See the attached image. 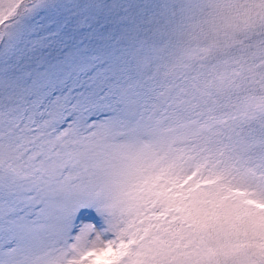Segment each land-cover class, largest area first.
<instances>
[{
  "label": "rangeland",
  "instance_id": "374dc122",
  "mask_svg": "<svg viewBox=\"0 0 264 264\" xmlns=\"http://www.w3.org/2000/svg\"><path fill=\"white\" fill-rule=\"evenodd\" d=\"M34 1L42 23L31 22L29 11L21 23H6L0 37V264H110L121 259L122 243L140 230L155 229L157 219L181 225L167 238L174 241L171 245L152 246L146 264H164L171 249L182 256L177 258L181 264L198 263L202 257L203 264H264V157L258 158L260 173L245 170L240 154L254 147L250 138L249 146L235 151L237 156H223L237 139L230 134L240 131L238 123L230 124L233 110H214L208 96H194L199 108L183 110L179 103L171 104V84L166 87L160 79L181 72L196 76L195 62L183 63L178 52L177 57L138 63L126 52L123 66L115 65L125 33L117 43L109 37L102 44L103 32L90 53L102 54L115 66L113 78L114 68L106 64L110 91L97 94L98 87L87 88L85 102L70 115L62 112L61 98L49 102L51 113L44 111L43 102L30 103L25 112L17 106L20 96L44 89L43 81L49 80L32 62L36 56H46L48 50L55 60H64L70 47L75 50L82 35L78 32L84 33L76 30L77 16L52 20L53 1ZM146 1L156 10L148 4L149 12L135 7L140 25L152 21L151 32L161 37L166 31L167 38L174 24L188 22L209 2ZM72 2L58 5L77 8L75 15L81 17L89 13L81 10L87 0ZM176 3L179 9L173 8ZM10 4L5 5L8 12ZM124 19L120 13L115 23L126 26ZM131 34L136 38L132 29ZM138 40L144 58L149 40ZM128 51L136 54L139 46L129 45ZM212 154L217 155L208 157ZM156 234V241L166 240Z\"/></svg>",
  "mask_w": 264,
  "mask_h": 264
},
{
  "label": "trees",
  "instance_id": "16d2710c",
  "mask_svg": "<svg viewBox=\"0 0 264 264\" xmlns=\"http://www.w3.org/2000/svg\"><path fill=\"white\" fill-rule=\"evenodd\" d=\"M52 1L53 9L49 13L50 15L52 13V20L65 16V21H67L66 17H69L70 14L80 19V23L76 25V30H81L84 33L78 32L79 35H82L79 41L77 39L78 43H75V50L72 47L69 49L67 47L69 51L67 58L70 56L78 57L82 71L78 79L55 80L45 75V73L48 70V66L62 61V59L55 60V57H51L47 53L48 50L46 51V56L37 55L36 62H32L37 65L40 71L43 69L42 74L49 80L47 82L43 81L45 83L44 89L38 87L40 91L35 90L36 92L33 93L28 91L29 96L24 99H21L20 96L17 103L19 108L24 112L29 111L30 103L43 102L45 104L44 111L51 113L53 108L49 106V102H54L57 98H61L65 102L62 105V112H67L70 115V112L78 111V106L85 102L84 96L86 95H84V91L87 88L98 87L97 94L100 91H110L112 88L111 84L105 78L110 76L106 64H108V69L114 68L113 78L115 77V66L107 63L111 59L103 57L101 53H99L101 56H98V54H96L98 57L92 56L90 48L93 51L96 41L102 38L103 32L106 34L101 40L102 44L109 37H116L117 39L112 42L117 43L120 33H125L124 37L126 39L122 38L119 42V48L122 51L119 57L114 60L115 65L118 62L123 66L127 61L126 52L130 60L138 63L148 64L152 58L166 60L172 58L175 53L177 57L178 52L183 63L193 64L195 62V70L200 71L196 76L194 74L187 75V72L177 73L175 78L160 76L166 87L171 84L168 89L169 100H172L171 104L176 105L179 103V105L183 106V110L188 107L197 110L201 103L196 102L194 96H197L198 99L208 96L211 105L215 106L214 110L220 112L225 108L232 109L233 114L229 119L230 124L235 125L238 123L240 131L235 129V132L230 134L232 137H237V139L231 145V151L225 152L223 156L229 155L232 157V152L235 153L241 147L249 146L247 141L250 138V142L253 143L254 147L248 149L246 153L243 150L240 154V160L243 167L246 165L244 167L245 170L252 171V174L260 173L261 161L258 158L264 157V118H262L264 117V40L261 38V36H264V0H208L209 2L203 4L202 10L192 14V18L188 22L174 24L171 35L169 34L168 38L166 31L161 32V37L155 36L151 32L152 21L146 20L140 25L139 11L134 13L135 7L140 6L146 12H149L148 4L149 7L156 10L146 0H108L106 4L105 2L100 3L98 0H95L97 4H92V0H87V5L80 2L84 6H81V10L87 9L91 17L89 13L81 14L82 17L80 14L75 15V12L78 11L77 8L67 6L62 10L61 6L58 5L62 1L64 4L70 5L68 2L73 3L72 0ZM20 3L19 1H12L10 4L0 1V37L3 34L2 27L6 23H12L13 21L21 23L29 11H33V14H29L30 16L32 15L31 22L42 23V20H44L42 17H36L39 10H33L37 7L36 1L31 0L30 2ZM8 4H10L9 7L11 9L9 12L7 11L8 7L5 6ZM73 6L75 5L73 4ZM173 6V8L179 9L177 3ZM120 13H124L127 27L124 25L122 27L115 23V18ZM134 15L135 18H133ZM85 16L90 19L87 23L83 19ZM155 16L150 17L153 20ZM175 17L173 16V19ZM49 28L51 27L49 26ZM131 29L136 34V38L131 37ZM162 29L165 30L164 25ZM77 31L74 30L73 35H76ZM37 39L39 42L42 40L39 36ZM84 39L86 40L83 41ZM138 39L149 40V47H146V52L142 54V56L146 55L144 58H140V45L142 43ZM152 39L157 40L151 43ZM43 41L46 42L45 39ZM48 41H51V37L47 39ZM63 43H67V41H63ZM21 44L25 45V43ZM26 44L30 43L26 42ZM132 44L139 46L138 53H129L128 46ZM155 47H157V51H153ZM96 49L103 48L99 47ZM99 59L104 60L103 64L98 65ZM4 61L7 62L8 60L4 59ZM203 64H205V67L198 68ZM29 79L31 82L32 79L30 77ZM36 97H39L37 101L34 99ZM261 110L262 112H260ZM36 112L38 113L35 107ZM257 112L262 115L258 116ZM255 121L259 122L257 127ZM238 133L239 135H237ZM226 149H229V147ZM216 155L212 154L208 155V157ZM235 155L237 156L236 153ZM256 163L257 165H255ZM156 223L155 229L150 231L147 229H144V231L140 230L135 237H129V243L126 242V245L122 243L121 259H112L110 264H146V262H149L147 256L153 252L151 250L155 243L165 244V247L171 245L170 242L173 243L174 241H167V238L172 236L174 229H177L176 227H179L181 223H179V226L170 225L161 219H157ZM157 232L166 235V240L156 241V239H160L157 236L158 234H156ZM143 237H146V239L144 240ZM181 240L178 243H181ZM167 252H169L170 256H167L166 259L162 258L164 264H181L177 258H182V256L177 255L173 249ZM176 252H179V250ZM142 260L145 262L142 263ZM200 260L198 263L193 262V264H203V257Z\"/></svg>",
  "mask_w": 264,
  "mask_h": 264
},
{
  "label": "snow or ice",
  "instance_id": "6c2138e0",
  "mask_svg": "<svg viewBox=\"0 0 264 264\" xmlns=\"http://www.w3.org/2000/svg\"><path fill=\"white\" fill-rule=\"evenodd\" d=\"M82 71L80 60L76 56H70L62 61L49 66L45 75L55 80L67 81L69 79H78Z\"/></svg>",
  "mask_w": 264,
  "mask_h": 264
}]
</instances>
